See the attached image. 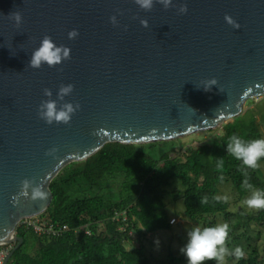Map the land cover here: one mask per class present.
Masks as SVG:
<instances>
[{
  "label": "water",
  "instance_id": "water-1",
  "mask_svg": "<svg viewBox=\"0 0 264 264\" xmlns=\"http://www.w3.org/2000/svg\"><path fill=\"white\" fill-rule=\"evenodd\" d=\"M185 2L188 13L178 14ZM173 5L145 11L134 0H0V245L16 244L5 264L24 242L18 225L48 211L51 183L67 165L110 142L173 140L223 127L247 101L264 96V0ZM17 11L19 26L9 18ZM225 15L242 27L234 29ZM45 35L71 48V60L28 67ZM212 78L217 85L206 91ZM62 83L75 85L65 99L82 107L70 124L48 125L37 114L43 90L56 99ZM55 146V157L45 155ZM25 178L43 183L48 198L14 206Z\"/></svg>",
  "mask_w": 264,
  "mask_h": 264
},
{
  "label": "trees",
  "instance_id": "trees-1",
  "mask_svg": "<svg viewBox=\"0 0 264 264\" xmlns=\"http://www.w3.org/2000/svg\"><path fill=\"white\" fill-rule=\"evenodd\" d=\"M233 135L245 142L264 138L256 120L248 121L245 115H240L225 123L221 133L208 143L188 147L185 157L173 158L165 152L159 155V149L171 144L167 141L110 142L88 159L72 162L52 181L54 200L41 215L50 222L68 224L70 230L60 237H52L19 226L17 235L23 237L24 242L14 251L8 264H46L36 253L52 250L64 253L61 264H149L145 248L128 249L125 240L132 230L146 235L172 227L165 198L173 182L177 180L185 187L174 191L173 195L175 200L183 198L186 216L193 222L205 223L206 227L215 226L210 216L229 217L231 214L230 203L220 196L223 183L231 182L239 199L251 194L252 190L242 187L245 176L241 162L227 152V143ZM221 158L222 169L217 167ZM208 160L216 162L212 174L207 173ZM263 162L264 158L259 167ZM259 167L247 169V178L253 189L264 192ZM205 197L208 203L201 204ZM246 217L244 234L239 233L241 221L237 225L229 224L227 241L230 250L241 247L245 255L239 260L234 256L228 259L234 264H264L258 244L247 247L241 241L246 236L247 241L253 239L249 235L253 224L264 228V209L257 214L248 213ZM102 222L107 227L106 232L98 230ZM87 229L91 233H87ZM257 235L260 239L261 231ZM169 260L171 264H180L173 253Z\"/></svg>",
  "mask_w": 264,
  "mask_h": 264
},
{
  "label": "clouds",
  "instance_id": "clouds-1",
  "mask_svg": "<svg viewBox=\"0 0 264 264\" xmlns=\"http://www.w3.org/2000/svg\"><path fill=\"white\" fill-rule=\"evenodd\" d=\"M134 2L145 11H151L154 3L163 5L166 10L174 6L173 0H134ZM188 11L186 2L177 8L178 14H187ZM120 14L122 15L123 13ZM9 18L14 20L17 26L22 23V14L18 11L10 14ZM110 20L114 26L119 25L117 15H112ZM225 20L234 29H240L242 27L231 15H225ZM140 23L145 28L149 27V21L147 19H142ZM78 36V29H73L68 33L69 39L74 40ZM71 58V48L65 45L58 46L51 36L45 35L41 40L40 46L33 51L28 67L40 69L46 64L48 67L54 68L57 65H61L65 60H71ZM203 84L206 91L211 90L214 85H217V79H208ZM74 88L75 85L73 84H60L56 93V99L52 98V89L45 88L43 92L47 99L40 102L37 112L38 117L48 125H52L53 123L70 124L73 116L82 107L79 102H69L65 99L73 93ZM220 91L224 92L225 90L223 87H220ZM59 150L58 146L52 147L46 151L45 155L55 157ZM227 152L239 160L243 166L242 173L245 179L242 187L252 190L245 204L249 209H264V192L253 189V186L247 178V169H257L259 162L264 158V138L245 142L238 136L233 135L227 143ZM223 164L224 161L221 158L217 167L222 169ZM220 179L222 180L223 177L221 176ZM48 195L43 183H38L36 178H25L20 182V190L12 197L11 202L16 206L20 203L21 198L32 201H44L48 198ZM215 199L219 201L221 197H215ZM227 199V197H223L224 202H227ZM200 202L201 204H206L208 200L205 197ZM229 232L230 226L227 222L212 227H204L203 229L196 227L189 231L187 243L181 249L187 258V264H206L207 261H216L217 264H224L228 256H234L237 260L242 259L245 253L241 247H235L230 250L227 246Z\"/></svg>",
  "mask_w": 264,
  "mask_h": 264
},
{
  "label": "rangeland",
  "instance_id": "rangeland-1",
  "mask_svg": "<svg viewBox=\"0 0 264 264\" xmlns=\"http://www.w3.org/2000/svg\"><path fill=\"white\" fill-rule=\"evenodd\" d=\"M241 115H245V118L248 121L256 120L260 129L264 134V96L256 97L247 101L244 106V111ZM234 120V119H233ZM231 120V121H233ZM222 127H217L211 130L199 131L194 134H190L184 137H180L173 140H165L168 143H171L169 146H163L158 152L159 155L165 153L168 154L169 157H185L188 153V147L190 146H199L201 144H206L212 139L215 138L217 134L221 133ZM177 143V145L173 146L172 143ZM207 173L212 174L214 168L216 167V162L212 160H208ZM260 176L264 180V162L259 167ZM184 186L179 181L173 182L171 186H168L169 195L166 196L165 201L167 204L168 213L170 216V222L172 227L169 230H163L156 233H147L144 235L143 233H139L137 230H132L125 240V245L128 249L137 248L143 246L145 251L150 259L149 264H171L169 260V255L173 253L176 257L180 259V264H187V258L181 249L186 245L188 240V232L196 227H200L203 229L206 227L205 223H196L191 221L185 214V204L183 198H179L178 200L174 199V191H182L184 190ZM251 194H248L243 199L238 198V194L234 189V186L231 182L223 183L221 186L220 196L227 197V201L230 203V212L229 217H226L224 214L210 216V220L215 221V225L222 224L227 222L228 224H239L240 228L239 233H243L245 226H243L246 222V215L257 214L259 210L249 209L245 204L247 198L250 197ZM242 208L243 211L241 213L239 210ZM43 218V216H42ZM175 220V221H174ZM238 221V222H237ZM253 229L250 231L249 235L253 237L252 240L247 241L246 237H242L241 241H243V246L249 247L255 246L258 244L262 255L264 257V228L259 224H253ZM99 231H107V227L105 223H101ZM261 231L260 239L258 238V232ZM244 234V233H243ZM243 236V235H242ZM35 243V241H34ZM250 250V248H248ZM37 257L46 264H61L64 260L63 252L52 251H39L36 253ZM212 261H207L206 264H210ZM234 261H231L226 257L224 264H234ZM213 264H217L214 262Z\"/></svg>",
  "mask_w": 264,
  "mask_h": 264
},
{
  "label": "built area",
  "instance_id": "built-area-1",
  "mask_svg": "<svg viewBox=\"0 0 264 264\" xmlns=\"http://www.w3.org/2000/svg\"><path fill=\"white\" fill-rule=\"evenodd\" d=\"M114 219L116 218L114 217ZM19 226H24L27 230L33 229L39 235H50L52 237H60L70 230L68 224L53 223L41 216L26 218L20 222ZM87 233H91V231L87 229ZM14 245L15 243L0 245V264H5V260L12 252Z\"/></svg>",
  "mask_w": 264,
  "mask_h": 264
}]
</instances>
